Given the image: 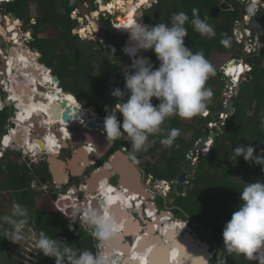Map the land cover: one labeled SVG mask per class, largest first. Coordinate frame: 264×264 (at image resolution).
<instances>
[{
    "label": "trees",
    "instance_id": "trees-1",
    "mask_svg": "<svg viewBox=\"0 0 264 264\" xmlns=\"http://www.w3.org/2000/svg\"><path fill=\"white\" fill-rule=\"evenodd\" d=\"M31 3H36L35 17L31 15ZM2 6L0 7L2 15L14 14L22 22L25 30L33 31L31 47L41 54L40 65L53 70L59 77L63 92L74 96L81 108L89 109L95 106L99 113H102L106 105L111 103L108 101V92L122 85L120 71L126 59L120 50L125 39L116 36L113 17L101 16L99 25L103 39L94 42L92 39L86 41L89 37L80 35V38L74 34V29L79 24L77 20L72 19V13L77 9L72 0H11ZM223 7L230 9L225 11L222 10ZM242 7L238 0H229V3H223L221 0H158L143 12V16L147 25H155L167 22L174 13L183 11L189 16V22L186 24L188 29L186 47L193 52L203 51L208 60L215 53L216 56L231 55L230 59L238 60L242 57V46L236 40L235 29L236 23L242 17ZM193 8L199 10L202 19L207 17V22L215 29V36L205 37L194 31L190 23ZM139 13L134 16L135 19L139 18ZM254 19L257 20L255 31L264 43V8L258 9ZM138 22H141V19ZM52 30L59 31L57 38L40 37ZM122 32L129 34L126 30ZM225 34L230 38V46L227 47L221 43ZM112 48L116 50L115 55L111 53ZM145 54L155 67H159L160 62L154 52L149 50ZM248 61L252 63V72L239 86L241 90L233 99L235 112L229 117L226 125L221 127L222 130H211L209 123L222 109L223 95L219 101L220 106L211 105L207 109L209 112L207 117L197 115L191 122H186L179 116H172L165 121L162 126L165 135L172 128L180 130V135L171 148H166L160 143L163 135H156L149 137L152 144L147 151L133 153L131 143L126 137L120 138L122 148L127 147L138 160H145L150 154L161 150L163 154L158 163L144 164L146 172L155 182H172L183 172L188 154L202 140L205 130L209 129L207 139L214 134L213 147L209 155L198 164L187 196L181 187H179L181 195H174V203L178 207L173 211L177 217H187L192 220V225L202 229L206 234V237H202L203 241L206 242L211 237L210 243L212 242L217 254L227 257V264H257L256 261H249L242 255L235 253L228 255L222 248L225 246L223 228L240 204L239 191L243 190L246 183H253L256 180L264 182V165L254 163L250 165L243 157L234 161L229 159L231 152L240 144L245 146L251 144L257 150L256 155L264 149V47L259 55L248 56ZM233 66L235 65L232 63L228 68L231 70ZM18 70L22 71L21 68ZM214 72L215 76H210L206 84L214 93L212 98L225 91L223 75L219 69ZM45 74L52 77L51 74ZM116 101L117 99L112 101L113 107ZM152 102L154 105L159 104L156 98H153ZM86 112L91 113L89 110ZM13 116L14 112L9 108L0 113V124L3 123L0 125L2 128L0 138L7 132V125ZM117 116L123 120L122 114L117 113ZM189 132H192V135L187 138ZM9 159L10 153H6L0 159V217L10 215L9 209L13 208L14 203H19L28 211V223L25 225L27 228L38 233L44 231L49 237L74 244L78 249L88 248L95 252L97 241L91 235L92 231L60 213L53 196L45 195L40 198V194L31 190L34 178L43 182L53 181L47 161L38 166L31 164L29 167L26 162L20 165ZM4 193L8 194L6 202L3 201ZM46 198L54 202L53 207L47 210L41 208L45 205ZM3 229L11 231L12 227L8 223H2L0 257L11 264H23L8 255L11 237H6ZM38 252L35 258L31 259L32 264H55L54 258L45 257ZM217 254L212 264H215Z\"/></svg>",
    "mask_w": 264,
    "mask_h": 264
},
{
    "label": "clouds",
    "instance_id": "clouds-1",
    "mask_svg": "<svg viewBox=\"0 0 264 264\" xmlns=\"http://www.w3.org/2000/svg\"><path fill=\"white\" fill-rule=\"evenodd\" d=\"M10 1H5L1 4ZM242 8V16H244L246 12H244L245 8ZM256 11V3L254 0H249L247 13L249 15H255ZM114 21L115 20H112V23ZM142 22H138L136 18L134 22L123 28L129 33L125 38L126 40L129 38V42L126 44L125 41L126 45L122 49L123 56L129 61V66L123 68L126 81L125 88L127 91H122L118 87L112 91L111 95L116 98L118 102L104 119V131L106 132L108 142L111 143L121 137H126L131 143L133 153L147 151L152 144V142L149 141V137L156 135H163L160 143L166 148H171L176 138L180 135V130L172 128L168 130L165 135V130L162 127L165 121L172 116H179L184 119H191L197 115L205 114H207L205 117L209 116L207 109L214 95L212 89L206 87L210 76L214 75L213 65L206 59L203 51L193 52L192 49H189L185 45V38L188 35L186 24L189 22V16L181 11L174 13L167 22L147 25L144 16ZM85 23L87 24L88 22L85 21ZM190 23L194 31L198 32L201 36L213 37L216 34L213 26L207 22V17L202 19L199 15V10L196 8L192 9ZM114 28L116 31L118 30L116 27ZM93 36L96 37L95 33ZM221 43L226 47L230 46V38H227L225 34V38L221 40ZM149 50L155 53L160 62L159 67H155L149 57L138 55L141 51ZM115 51V48L111 49V53L114 55ZM39 56L41 57L40 53ZM223 70V78L229 80L233 74L235 78H238L240 81L242 76L241 73L230 70L227 74L225 70L228 69L225 68ZM239 70L238 67L237 71ZM14 91L16 95H23L17 94L16 90ZM12 94L13 93H11V95ZM126 95L128 96L126 102L119 103ZM153 98L159 100V104L154 105L152 102ZM6 101L7 105L4 110L9 108L14 112V116L11 117L10 120L16 119V112L18 111L19 104L15 101L11 103V100ZM14 103L16 104L14 105ZM104 112H106V110ZM220 112L219 110V116ZM117 113L122 114V121L118 118ZM219 116L217 119H219ZM12 125L14 124H11V126ZM45 129H47V127ZM24 130L27 133V139H29V130ZM44 136H46V134ZM45 138L42 137V140H46ZM60 139H64L62 131ZM25 141L26 139L23 142V146ZM30 142L32 141L30 140ZM205 144L207 147V143ZM88 147L89 146H85V149L88 150ZM176 147H179V145H176ZM205 148L197 150V154L192 160L193 164L197 162L195 159L198 160L200 157L205 158L209 155L211 148L207 154L198 152ZM256 151V148L251 144L248 146L240 144L231 152L229 159L234 161L239 157H243L250 165L253 163L256 165H264V149L261 150L259 155L255 154ZM60 152L62 151L60 150ZM49 153L50 152L44 153V157H48L50 155ZM112 156H110V163L112 162ZM95 164H92V166ZM106 170L111 173L108 169ZM72 179L78 178H71L70 180ZM107 180L109 183L110 178H107ZM146 180L150 181L151 186L154 188L153 192L150 190L147 191L149 197L132 191L121 183L119 185H114L113 182H110L108 188H112L117 193L128 195L129 197H132V195L128 190L135 193V195L137 194V196L139 195L138 198L131 199L130 202L134 209H137V205L140 204L145 213L149 210V200L152 199V197L156 198L157 203L158 194L169 200L168 207L174 204V195L180 194L178 188L177 193L173 195L174 181H159L153 183L154 180L152 176L149 175ZM154 184H156V186H161L163 195L160 194L159 190H156ZM239 192L240 204L223 228L224 252L228 255H232L233 253L242 255L249 261H258V264H264V182L256 180V182L253 183H246L243 190ZM167 193H169V195H167ZM95 194H98L97 191H95ZM187 194L188 191L185 196H187ZM142 198H148L147 201L143 202V205L136 201ZM102 199L107 203V199L103 197L97 200L98 203ZM108 205L109 203H107V207ZM99 206L100 211L91 208L87 210L85 216L87 224L92 229H90L92 231L91 235L97 241L95 245L97 250L95 252L88 248L78 249L74 244H69L57 238H51L44 231H40L38 233V238L35 240V248L39 250L38 253H42L45 257L54 258L55 264H115V248L112 242L118 238L122 230V224L118 221L116 216L110 212V207L108 208L109 211H107V207H103L101 204ZM102 210L104 211L102 212ZM165 211L166 209L155 211V215L148 219L149 222H151L150 224H154L155 218L163 215H168L170 221L174 223L172 218L173 211L169 209L168 212ZM161 212L166 214H162ZM188 220L191 222L189 218ZM145 221L147 220H139L143 228H147V223H143ZM2 223L11 225V231L8 229H3V231L6 237L10 236L12 241L16 243L23 238L22 229L28 223L27 209L19 203H14L11 214L0 217V229H2ZM186 224V229L183 230L182 233L187 232L186 230H190L189 232L195 236V234L191 232L192 228L188 226L189 223L186 222ZM69 227L71 228V225ZM160 232L161 231H159V233ZM123 243L125 244L127 242L123 241L122 244ZM132 248H134L133 244ZM215 264H227V257H221L217 254Z\"/></svg>",
    "mask_w": 264,
    "mask_h": 264
},
{
    "label": "water",
    "instance_id": "water-1",
    "mask_svg": "<svg viewBox=\"0 0 264 264\" xmlns=\"http://www.w3.org/2000/svg\"><path fill=\"white\" fill-rule=\"evenodd\" d=\"M156 2H158V0H156ZM78 5L80 7L79 10L83 16L91 15L93 12L97 11L98 7H99V4L97 6V0H88V1L87 0H78ZM143 12H144V10H143ZM140 15H141V13H140ZM140 15L138 16L139 18H141ZM119 16H120L119 13L115 14V16H114L115 22L119 21V19H118ZM9 17L12 18L13 20H17V17L14 14L9 15ZM141 19L143 20V18H141ZM256 24H257V20L253 19L252 23H251V27L253 28ZM128 40H129V38L126 40V43H128ZM30 42H31V40H27V44H29ZM33 52L39 55L38 50L34 49ZM233 64L238 65L239 62L234 61ZM127 66H129V61L124 60L122 63V67H121L120 77L122 80V86L124 88V89H122V91H125V92L127 90L125 88L126 81H125V77H124L123 68H125ZM43 69H44V72H46V73L49 72L52 75L53 80L56 79L57 85H56V87H55V85H53V87H49V86L48 87H46V86L42 87L41 84L39 83V85L36 87H37V89H39V92H41L42 94H44L45 92H48V91H51L52 93H54V92H56V89H60L59 92L54 93V94H56L58 96V98L61 99V101L59 102V104L52 106V108H50V110L54 111V110L60 109V111H61L60 116H61L62 123L68 124L69 121L71 122L72 112H71V109L68 108L70 104L66 105V102L68 100H66V99L62 100L63 90L61 89V81H60L59 77L55 76L49 68L43 67ZM36 71L38 72V70H36ZM223 71H224L223 69L220 70L221 74H223ZM24 73H25V71H24ZM38 74H39L38 75L39 77H43V73H41L40 70H39ZM35 76L37 77V75H33L34 79H35ZM249 79H250V77H248V80ZM41 80H42V78H41ZM22 82L27 84L26 88L30 90V95H31V92H32L31 85L24 82V81H21L20 78H18V80H17V84L19 85L17 88V92H18L17 94L25 93V95L27 96V93L25 91V87H24ZM33 87H35V86L33 85ZM2 89L5 90L4 87H1V90ZM240 90L241 89L239 88L238 94H239ZM30 95L27 96V98H29ZM41 97H43V96H41ZM40 99H44V101H46V98H40ZM127 99H128V96L126 95L123 100H120L119 103L126 102ZM67 103H69V102H67ZM233 106H234V102L232 100L229 104V113H231V114H233L235 112V109ZM73 110L75 113V114L73 113L74 118L77 119L79 116L80 109L74 107V109H72V111ZM91 110L94 112V114L98 115V109L95 106L91 107ZM110 110H112V108L109 105L108 110H106V112L103 113V118H101L98 121H94L91 119L87 122L86 125H83V123H85L87 121V119H79V122H76L77 127L70 126L69 129L73 133V137L70 138L68 141L63 142V146H64L63 148L64 149L77 148L76 152L71 155L70 159H67L66 161L60 160L61 152H59L58 154H50L48 156L47 163L49 165L50 173H51L52 177L54 178V181L58 184V186L61 189H62V185L67 184L71 178L83 176L86 173L89 166H91L92 164H95L97 162L102 161L104 159V157L112 149H114L113 142L109 143L107 140V137L105 135V132H103L98 127V125L104 124V117H106V115L109 114ZM220 111H223V109H221ZM218 116H219V114H216L213 119L214 120L217 119ZM30 120H28V122H27L28 124H26V125H24L23 123H20V124L22 126H24L23 128L27 127L28 130L33 131V134H29V137H30L32 143L34 145H36L39 150H42V152L45 153L47 151V145L45 144L44 140H42V137H44V135L46 134L47 131L45 128L40 127L38 125V121L36 123V121L30 122ZM38 120H40V119H38ZM53 127L56 129V130L54 129L53 133L56 136H58L59 138H61L62 129H60V128H62V124H56V126H53ZM59 129L61 131H59ZM208 133H209V129H206L205 134L202 137L201 142H199L196 145L195 150L193 152H190L188 154V157H187V160H186V163L184 166L185 172L183 174H181L177 178V180H175L173 182L175 193H177L179 187L184 186V183H185L186 178H187V171L193 169L194 164H192V160H193L194 156L197 154V150L203 149L206 147L205 143L208 142V139H207ZM212 138L214 140V136H212ZM25 139H27V133L25 132L24 129H20L18 131V134L15 137V141L13 142L12 147L14 149L20 148L23 145V142ZM85 146L86 147L91 146L95 149V153L93 154L94 161H92V160L90 161L92 156H90L89 154H87L88 156L86 155L87 150L85 149ZM111 161H112L111 167H113V169H114V174L119 176L120 183L123 186L129 188L132 191L138 192L141 195L149 197V193L145 190L144 186L142 185L141 173L139 172V170L136 168L135 164L130 160V158L126 154L122 153L121 151H118L116 154H114L112 156ZM79 164H84V168H81ZM103 176L106 178H111V176L113 177V175L111 173H109L105 170L104 171H97L96 173L93 174V178L91 179L90 185L93 184L92 180L95 177L100 178ZM154 185H155L156 190H159L160 194H162L161 186H156V184H154ZM147 186L149 188H153L150 184V181H147ZM185 190H186V192L188 191L187 188ZM92 191H95V190H92ZM53 199H56V196H54ZM99 203L101 204V206L107 207V203L105 202V200L102 199L99 201ZM59 205L62 207L63 201H61L59 203ZM97 206H99V205H97ZM97 206L95 205V207L93 206L92 208L95 209ZM98 211H100V210H98ZM81 222H82V220L78 219L77 224H81ZM85 223H86L87 227L90 228L86 221H85ZM127 233H129V232H127ZM150 234H152V233H150ZM120 235H122V234H120ZM132 236L135 237L132 240L133 245H136L137 243H142V246H147L150 244H155V245L160 244L161 247H164L165 260L161 259L160 261H157V258H153L151 261V257H153V255L157 254V250H155V249L159 248V246H156L155 248H151V252L149 254L151 264H173V263L174 264H191L190 261H187L186 259L182 258V257H184L185 253H189V252H191V254L193 253L196 257L199 254V252H201L202 257L199 258L200 255H198V257H197L198 261H200V264H212V261L214 260V257L217 254V250H211L212 247L207 242L202 241L200 238H196L190 232H183V233L176 234L174 232V230H169L165 234H163V232H160L159 234H155L154 240H149V238L145 234L141 236L140 231H138V234L134 233V235H132ZM118 237L119 238H117V239H120L121 236H118ZM128 237H130V236H128ZM117 239L112 242L113 246H115V247L117 246L116 244H118V241H120ZM140 241H143V242H140ZM131 245H132L131 243L127 242V243L122 245V248L125 247L124 250H127L126 253L132 254V250L134 252L135 248H132ZM176 245L179 246L178 248L180 250L179 251L180 253L178 255H176L175 259L173 260L174 262L171 260L169 261L167 256H166V253L172 247L175 248ZM222 248L225 249V246H223ZM170 254H171V252H170ZM114 260L116 263L119 262L118 258H115ZM123 264H125V262H123Z\"/></svg>",
    "mask_w": 264,
    "mask_h": 264
},
{
    "label": "bare ground",
    "instance_id": "bare-ground-1",
    "mask_svg": "<svg viewBox=\"0 0 264 264\" xmlns=\"http://www.w3.org/2000/svg\"><path fill=\"white\" fill-rule=\"evenodd\" d=\"M98 1H99L98 4H99L100 7H98L99 11L93 12L94 13V17H97L99 15L100 11L101 12H110V13H115L116 12V13L120 14V16L118 17V19L120 21L121 18H123L124 14L126 12L125 11L126 9H129L128 11H129L130 16H131V15L135 14L138 10L143 8V6L145 4H147L148 3L147 1H149V0H137V1H134V0H111L107 4L104 3V0H98ZM151 1H153V0H151ZM0 2L2 3L3 0H0ZM118 7H120L121 9H118ZM140 13H139V15H140ZM118 22H117V24H118ZM6 24H7V28L10 30V32L12 34H15L13 36H15V38H18L17 27L20 25V22L19 21H12L11 19H8ZM90 25H91V27H95L92 20H91ZM80 30H81V28H80ZM80 35H82V34H80ZM21 46L23 47V45H21ZM22 47H19V48L22 49ZM12 50H13V58H16V56H17L16 49H12ZM22 56L25 59H27L30 64L34 65V61L31 58L30 53L29 54L26 53V54H24ZM19 60H20V58H19ZM19 63H21V62H19ZM34 68H37V69H34L32 71L37 76L39 75L38 74L39 70L40 71L42 70V72H44L43 67H41L40 65H38V67L35 66ZM233 68H234V66H233ZM233 68H232V70H234ZM9 70H11L10 63L8 65V70H6V71H9ZM36 70H38V72ZM28 72L30 73V68H29ZM18 73H19V70H18L17 74ZM47 73L50 74L49 72H47ZM29 75H31V74H29ZM4 76H7V74L5 72H4ZM24 78H26L28 80L27 82H29V80H31V76H28L26 68H25V76H24ZM38 78H39V76H38ZM17 79L15 80L16 83H17ZM20 80L22 81L21 78H20ZM43 80H44V77H42V84H43ZM53 81H54L53 84L56 87V85H57L56 79L53 80ZM49 82H50V80H47V84H49ZM59 91H60V89H57L56 93L59 92ZM53 94L54 93H52L51 91H48L47 94L44 95V97H42V98H46V101H44V99H41V101H39L37 99L36 100V104L34 102H32L30 104H29V102H25V101H28L30 99V97L27 98L28 95L26 97L19 96V95H16V94L12 96L11 103L13 101L17 102L19 104V108L22 111V114L19 115V119L17 120L18 131L20 129H23V127H24L20 123H23L24 125H26L27 120H29L31 118L32 119L30 120V122H35L36 121V123H37V121H38V125L40 127L45 128L44 125H43V121L45 119H49V116L53 112V111L50 110V108H52V106H55L56 103H57L55 99L50 98ZM62 94H63L62 100L66 99V100H68L67 102H69V103L66 102V104L74 105V104L78 103L74 96H72V95L69 96L68 94H65L64 92H62ZM48 99H49V101H48ZM78 106H79V103H78ZM87 110L88 109H86V108L85 109L81 108V112L79 111L80 114L83 116L82 118L92 117V115H90L89 113L84 112V111H87ZM45 115L47 117L44 119ZM38 119H40V120H38ZM56 124H60V122L58 120H55V119L50 121V125L51 126H56ZM74 125H75V123H74ZM69 128L67 126V127H63V129H62L63 137L66 140H61L55 134L46 133V136H44V138L46 137L45 138L46 140H44L45 144L47 145V151L46 152H50L49 154H58L60 152V150L64 149L63 148L64 146L63 145L61 146L60 142L63 143V142L68 141V139L73 137V133L70 131ZM24 129L27 130V128H24ZM18 131L16 132V135L18 134ZM59 131H61V130H59ZM52 132H53V130H52ZM25 142H26V145L28 144V146H29L27 148V150L29 152H31L33 154H38V151L36 150L37 146L34 145L32 142H30V139H26ZM26 145H24V146L22 145L21 147H25ZM88 148H89L90 152H92V151L94 152V150H91V146H89ZM87 153H86V155H87ZM89 155H90V153H89ZM79 165L82 168L81 164H79ZM103 177H100V178L99 177H95L92 180L93 184L89 185L88 193H90L91 190L97 191L98 195L95 197L96 199L92 198V200H94V199L95 200H99L101 197H103L104 199H107V203H109V205L106 208V210L109 211L108 208L110 207V212L112 214H114L116 216V218L118 219V221L122 224V230L120 232V234H122V235L119 234V236H121V237H120V239H117V240H120V241H118V244H116L117 245L116 247L114 246V248H115L114 259L116 257L119 259V262H117V263L115 262V264H123V262H125V264H137V262H138V264H151V261H152L153 258H157V261H160L161 259L165 260V250H164V247H161L160 244H156V245L155 244H150V245H147V246H142V243H137L136 245H134V248H135L134 252L132 250V254H129V253H126L127 250H124L125 247L122 248V245L124 244V243L122 244V242L123 241H127V237L128 236H132V235H134V233L138 234V231H140V235L141 236L145 234L149 238V240H154L155 239L154 235L157 234L156 233V231H157L156 224H159L160 222H165L166 221L165 224H164L166 226L165 227L163 226L164 229L162 230V232H165V231L168 232L169 230H174V232L176 234H179V232H182L183 230L186 229V227L185 228L183 227L184 224L182 225V224L177 223V222H176L177 224L173 223V222L170 223V219H169L170 217L168 215H163L161 217L155 218L156 223L153 224V225L150 224L151 222H149L148 219L152 218L155 215L154 208L151 205H149L148 206L149 210L146 213L147 217H145L144 209H142L140 204H138V207L135 210L134 207L132 206V203L130 202L131 199H136V198H138L139 195L138 196H137V194L135 195V193H133L132 191H130V190L124 188V187H123L124 189L128 190L131 193L132 197H129L128 195H122L121 193L119 194L114 189L108 188V185H109L108 180H107V178H105L103 180L102 179ZM98 189H99V191H98ZM88 195H90V194H88ZM147 199L142 198V200H144V201H147ZM136 201L142 203L141 199H139V200L137 199ZM94 202L95 201H92L93 204H95ZM143 204H141V205H143ZM80 209H83V208L79 207L78 210H80ZM95 210H100L99 206H97L95 208ZM131 210H133V211H131ZM103 211L104 210H102V212ZM135 213L139 214L138 215L140 217L139 219L135 215H133ZM161 218H162V220H161ZM84 219H85V217H84ZM143 219L147 220V221L143 222V223H147V229L143 228L141 226V224L139 223V220L143 221ZM186 231L189 232L190 230H186ZM127 232H129V233H127ZM150 233H152V234H150ZM140 242H143V241H140ZM156 246H159V248L155 249V250H157V254L153 255V257H151V261H150L149 254L151 252V248H155ZM131 247H132V245H131ZM178 247L179 246L176 245L175 248L172 247L166 253V256H167L169 261L170 260L173 261L175 259L176 255H178L180 253L179 252L180 250H179ZM170 252H171V254H170ZM198 255H200L199 258L202 257L201 252H199ZM198 255H197V257H198ZM197 257L193 253L191 254V252H189V253H185L184 257H182V258L186 259L187 261H190L191 264H200V261H198Z\"/></svg>",
    "mask_w": 264,
    "mask_h": 264
},
{
    "label": "rangeland",
    "instance_id": "rangeland-1",
    "mask_svg": "<svg viewBox=\"0 0 264 264\" xmlns=\"http://www.w3.org/2000/svg\"><path fill=\"white\" fill-rule=\"evenodd\" d=\"M111 1V0H110ZM110 1H107V2H110ZM134 1H137V0H134ZM151 0H149V1H147L148 3L150 2ZM221 1H223V3H229V0H221ZM257 1H259V0H257ZM261 1V0H260ZM98 0H97V4H98ZM146 2V3H147ZM248 2H249V0H247L245 3H242V5H243V7L245 8V11L244 12H246L247 13V6H248ZM153 3H157L156 2V0H153V1H151L150 2V4H148V5H146L145 7H143V8H141L140 10H138L135 14H133V15H131L130 16V13H129V9H126L125 11V14H124V16H123V18H121V20L118 22V24H117V22H113V27H116L118 30L116 31V36L119 38H123V39H125L126 37H127V33H124V32H122V31H124V27H126L128 24H130V22L132 23V22H134L135 21V15L138 13V12H141V15H143V10L145 11V10H147V9H149V8H151L152 7V5H153ZM88 5V4H87ZM256 5H257V3H256ZM259 5H260V3L258 4V7H259ZM98 6V5H97ZM1 8L3 7V6H0ZM100 7V6H99ZM35 8H36V3H31V15H32V17H35L36 16V12H35ZM224 9H222V10H225V11H227L228 9H230V7H223ZM118 9H121L120 7H118ZM1 11V10H0ZM97 11H99V9L97 10ZM79 12H80V10H79ZM96 12V11H95ZM80 14H81V12H80ZM115 14H116V12L115 13H110V12H101L100 11V13H99V15L97 16V17H94V13L92 14V16L91 15H89V17L90 18H83L84 19V22L82 21V20H79L78 18H75V19H77V22H78V26H77V29H74V31L75 30H77V32H79L80 31V34H82L83 36H85V37H89L86 41H89V39H92L91 41H99V40H101V39H103L102 38V36H101V31H102V29H101V26L99 25L100 24V18H101V16H104V17H106V16H112L113 17V20H114V16H115ZM82 15V14H81ZM246 15V14H245ZM83 16V15H82ZM139 16V15H138ZM254 15H249L248 13H247V18H245L246 19V21H249L250 20V18H251V20H252V17H253ZM7 18L4 20V16L0 19V21H3V22H7L8 21V19H11L12 21H19L18 19L17 20H13L12 18H10L9 16H6ZM141 18H143V16H140ZM245 17V16H244ZM140 19V18H139ZM139 19H137V21L139 20ZM91 20L93 21V23H94V26L95 27H91V25H90V23H91ZM85 21H87L88 23L86 24L85 23ZM81 22H83L82 24H81ZM142 22V21H141ZM251 22V21H250ZM23 24L22 23H20V25H19V27H18V33L20 34V37L21 38H23L24 36H23V32H26V31H24V28H23V26H22ZM86 26V27H85ZM80 27H81V30H80ZM250 28H252V27H250ZM20 30V31H19ZM252 34L251 35H248L249 37H247L248 38V41H245L244 42V44L242 45V49H244L249 43H251L250 41H251V39L253 40V42L254 41H258L259 43H262L263 42V40L260 38L261 36L255 31V27H253L252 28ZM76 33V32H75ZM94 33H95V35H96V37L95 36H93L94 35ZM26 34V33H25ZM129 35V34H128ZM59 36V31L58 30H52V31H50V32H47V33H45V34H42V35H40V37L41 38H48V39H55V38H57ZM79 36V35H78ZM80 37V36H79ZM100 38V39H99ZM241 38V37H240ZM104 41V40H103ZM125 41H126V39H125ZM129 41V40H128ZM104 43V42H103ZM127 44V43H126ZM125 43H124V45L122 46V48L120 49L121 50V53L123 52L122 51V49H123V47L126 45ZM103 45V44H102ZM97 47L98 48H100L98 45H97ZM263 47H264V45H263ZM8 47H7V45L4 47V49H7ZM145 52L146 51H141L138 55H142V56H145V57H147L146 56V54H145ZM122 55H123V53H122ZM217 54L215 53L214 54V56H212V58L209 60V62L214 66V70H217V69H219V70H221L220 69V66L224 63V62H226L227 60H228V58L231 56V55H223V56H216ZM126 60V59H125ZM231 71H234V70H232L231 69ZM18 76L17 77H19L20 78V75L19 74H17ZM212 76H215V72H214V75H212ZM28 84H30L31 85V90L32 91H35L36 92V95L37 96H39L40 95V93L41 92H39V89H37V87H33V85L32 84H34L33 82H30V83H28ZM34 86H38L36 83H35V85ZM121 88V87H120ZM122 89H124V88H122ZM121 89V90H122ZM25 91H26V89H25ZM113 91V90H112ZM112 91H110V92H108V94H107V96H108V101L109 102H111V103H109V105H112L113 106V103H112V101L113 100H115L116 98H114L112 95H111V93H112ZM28 92L30 93V90L28 89ZM223 92H224V90H223ZM223 92H222V94L221 93H219V95L218 96H216L215 98H212L211 99V103L208 105V109L210 108V106L211 105H214V106H220V103H219V101H220V99H222L223 97H222V95H223ZM29 95V94H28ZM222 97V98H221ZM74 107H76V108H79V106L78 105H74ZM106 108H108V106H106L105 108H104V111L105 110H107ZM73 108L71 107V110H72ZM89 109H91V108H89ZM217 110H219V107L217 108ZM207 114H205V115H203V116H206ZM102 116L100 115V116H98V118H101ZM90 118V117H89ZM88 118V119H89ZM184 119V118H183ZM186 122H191V120H192V118L191 119H184ZM3 123L1 122V124L0 125H2ZM11 124L12 123H9L8 125H7V129L11 126ZM74 126V125H73ZM51 127H53V126H51ZM220 129V128H219ZM60 130V129H59ZM223 133H226V131H223ZM2 134V128H1V126H0V135ZM227 134V133H226ZM192 135V132H189L186 136H187V138L189 137V136H191ZM16 137V136H15ZM7 142H5V145H8V144H12L13 145V142L15 141H12L10 138L9 139H7L6 140ZM1 145V144H0ZM117 147L118 148H121L122 149V143L120 142V141H118V143H117ZM13 148V147H12ZM21 148V147H20ZM20 148H17V149H10V150H7L6 152H4V155L7 153H10V159L9 160H11V161H13V162H18V164H20V165H23V161H22V157H23V150L22 149H20ZM77 150V148H70L69 150H68V153H66V154H63V153H61L60 154V160H62V161H66L67 159H70V155H72L73 153H74V151H76ZM25 151V150H24ZM130 153V152H129ZM162 154H163V152H161V150H158L157 152H155L154 154H150L145 160H144V162H148V163H150V164H155L156 162L158 163V161H159V159L161 158V156H162ZM130 155H131V158H133V160H134V157H133V154L132 153H130ZM135 161V160H134ZM26 163H28V164H30L29 163V161H25ZM199 163V162H198ZM197 163V164H198ZM31 164H33V161H32V163ZM30 164V165H31ZM197 164H196V166H197ZM38 166V165H37ZM93 168H95V167H93ZM92 168V169H93ZM193 173H194V171H193ZM82 178V180H85V176H83V177H81ZM90 180V178L88 179V181ZM119 180H118V178H117V176H115L114 177V180H113V184L115 185V184H117V182H118ZM70 182V181H69ZM68 182V183H69ZM67 183V184H68ZM67 184H65V185H67ZM64 185V184H63ZM63 185H62V187H63ZM64 185V186H65ZM89 187V186H88ZM205 188V187H204ZM75 189V188H74ZM75 193H77V190L75 189V190H73ZM87 193H88V190H87ZM90 194H91V192H90ZM167 195H169V193H167ZM185 195H186V193H185ZM40 198L42 197V196H45V194H43V193H41L40 195ZM158 197H157V204H158V207H159V209H166L167 207H168V205H169V200H167L166 198H163L161 195H157ZM92 198H95V197H92ZM39 199V198H38ZM96 199V198H95ZM94 199V200H95ZM8 200V194H3V201H7ZM64 201H63V205H62V208H66V206L68 207V208H70V215L71 216H73L74 218H76L79 214H77L79 211L80 212H83V211H85V205H83V204H81V203H78V205L81 207V208H83V209H80V210H78V208L79 207H75V209H77V210H75V209H71V208H74L73 207V201H72V198H70L69 196L68 197H66V198H64L63 199ZM53 203L54 202H52L51 200H47V198H46V200H45V202H44V204L45 205H43V206H41V208H43V209H50V208H52L53 207ZM142 204V203H141ZM92 205L95 207V204H93L92 203ZM38 209H39V207H38ZM10 210V211H9ZM8 211L9 212H12V209L10 208ZM79 212V213H80ZM147 213V212H146ZM146 213H144L145 214V217H147V214ZM133 215H135L138 219L140 218L138 215L139 214H133ZM76 216V217H75ZM85 217V216H84ZM150 219V218H149ZM149 221V220H148ZM178 221H180V224H184L183 225V227H185V225H187L186 223H184V222H186V221H184L183 219H181V220H178ZM153 222V221H152ZM183 222V223H182ZM78 223V222H77ZM153 223H155V222H153ZM161 223V222H160ZM170 223H172L171 221H170ZM153 225V224H152ZM84 226V225H83ZM166 226V225H164V224H162L161 223V225H159V227L157 228V231H156V233L158 234L159 233V231H162V228H164V227ZM189 227H191L190 225H188ZM157 227V226H156ZM192 228V227H191ZM192 232H194V233H197L198 234V236L200 237V238H202V237H206V234H205V232L202 230V229H199V228H197V226L196 227H194L193 229H192ZM179 233H182V232H179ZM22 236H23V238L22 239H20V240H18L16 243L15 242H13L12 241V238H11V243H10V246H9V248H8V250H7V253H8V255L9 256H11L13 259H16V260H18L19 262H22L23 264H32V261H31V259L32 258H35V254L39 251L38 249H36L35 248V240L38 238V232L36 231H34V229H29V228H27V226H24L23 227V229H22ZM209 241H211V237H209V239H208ZM211 244H212V242H211ZM223 247V246H222ZM256 263L258 264V261H256ZM0 264H11L10 262H8V261H6L5 259H3L2 257H0Z\"/></svg>",
    "mask_w": 264,
    "mask_h": 264
},
{
    "label": "flooded vegetation",
    "instance_id": "flooded-vegetation-1",
    "mask_svg": "<svg viewBox=\"0 0 264 264\" xmlns=\"http://www.w3.org/2000/svg\"><path fill=\"white\" fill-rule=\"evenodd\" d=\"M88 1V0H87ZM107 1H110V0H105V3H108ZM72 3L73 4H75L76 6H77V9H79L80 7H79V5H78V0H72ZM98 5V4H97ZM146 5V4H145ZM145 5L143 6V7H145ZM0 6H2V5H0ZM1 16H5V15H2L1 13H0V17ZM9 16V15H8ZM23 26V25H22ZM18 30V29H17ZM20 31V30H19ZM24 31H26V32H23L22 34H23V36H25V35H29V38L27 37V39L26 40H32V34H33V31L31 32V31H27V30H25L24 29ZM26 33V34H25ZM19 34V33H18ZM13 35H15V34H12L11 32H10V30L7 28V24H6V22H1L0 21V78L2 79V80H5V82H7V83H10V79L12 78V80L15 82V80L17 79V78H19V77H16V76H18L17 74L16 75H12V76H10L9 74V72L8 71H6V70H8V65H9V62H10V60L13 58V50L12 49H16V54H17V52H20V53H24V54H26V53H30V55H31V53H34L33 52V48L31 47V42L29 43V44H27V41H25L26 43H25V45L24 44H20L19 46H17V45H15L14 43H12V41L14 40V36ZM21 37H20V34H19V39H20ZM25 38V37H24ZM24 38H21L22 39V41H24ZM7 45V49H4V47ZM21 45H24L23 47H22V49H20L19 47H21ZM27 48V49H26ZM26 52V53H25ZM20 58V60L19 61H17V63L21 66V67H19V65H17L16 63H14V61H11L10 62V67H11V70H13V68H15V67H17V70L18 69H22V71L21 70H19V75H20V78L22 79V81H24V82H26V83H30V81L29 82H27L28 80L26 79V78H24V76H25V73H21V72H23V69H24V71H25V68L27 69V74H28V76H31V82H33L34 83V80H35V83L37 84V85H39V83L41 84V86L43 87V86H46V87H53V79H52V77H48L46 74H45V72H42V70L40 71L41 73H44L43 74V77H44V80H43V84H42V80H41V78L39 77L38 78V76L36 77L35 76V79H34V77L32 76V75H35L34 74V72L32 71V70H34V69H37V68H34L35 67V65H32V64H30L29 62H28V60L27 59H25L23 56H20L19 57ZM31 58L33 59V56L31 55ZM15 60H16V58H15ZM6 61V62H5ZM39 61H40V59L39 60H37V62L35 63L36 64V66L38 67V65H40V63H39ZM8 62V63H7ZM19 62H21V63H19ZM23 66H25V67H23ZM121 67H122V65H121ZM29 68H30V73L28 72V70H29ZM51 70V69H50ZM52 72H53V74H54V71L53 70H51ZM4 72L7 74V76H4ZM18 72V71H17ZM121 72V71H120ZM9 73V74H8ZM29 74H31V75H29ZM55 75V74H54ZM56 76V75H55ZM16 77V78H15ZM18 80V79H17ZM47 80H50V83L47 85ZM23 83V82H22ZM35 83L33 84V85H35ZM23 85H24V87H25V89H26V93H27V95H28V89L26 88L27 87V84H25V83H23ZM0 86H2V84L0 83ZM36 87V86H35ZM121 87V88H120ZM119 88L120 89H122L123 88V86L121 85ZM1 88V87H0ZM16 91H17V89H16ZM56 91H57V89H56ZM54 93H56V92H54ZM23 95V97H26V95H25V93H22ZM42 93H40V95H39V97H37V95H36V92L35 91H32L31 92V95H30V93H29V95H30V99L28 100V101H25V102H29V104L30 103H32V102H34L35 104H36V100L38 99L39 101H41V99L40 98H42L41 96H43L44 97V95H46L47 94V92H45L44 94H42ZM14 94H12V96H13ZM28 95V96H29ZM70 96V95H69ZM50 98H53V99H55L56 100V104H59V102L61 101L55 94H53ZM26 99V98H25ZM48 101H49V99H48ZM38 102V101H37ZM118 101H116V103H117ZM120 102V101H119ZM42 104V103H41ZM66 105H68V104H66ZM74 105H78V103H76V104H74ZM74 105H69V109H71V107L74 109ZM106 106H109V104L108 105H106ZM111 106V108L113 109V106L112 105H110ZM79 109H80V112H81V107H79ZM91 113H90V115H92V117H87V118H82L83 116L80 114V112H79V116H78V118L77 119H75L74 118V110L72 111L71 110V112H72V119H71V122L69 121L68 122V124H64V123H62V121H61V116H60V114H61V111H60V109H58V110H54L53 112H52V114L49 116V119H45L47 116L45 115L44 116V121H43V125H44V127L46 128V127H50V130H51V132L50 133H53L52 132V130L54 131V127H51V125H50V121L51 120H53V119H55V120H58L59 122H60V124H62V126L63 127H67L68 126V128L70 127V126H73L74 125V123H75V127H77V124H76V122H79V119H87V121L85 122V123H83V125H86L87 124V122L89 121V120H94V121H98V120H100L101 118H103V113H104V111L102 112V113H99V111H98V115H96V114H94V112L91 110V109H88ZM111 111V110H110ZM84 112H86V111H84ZM74 113V114H73ZM88 113V112H87ZM102 116L101 118H98V116ZM94 117V118H93ZM89 118V119H88ZM104 119H105V117H104ZM10 121V120H9ZM13 120H11V122H12ZM10 122V123H11ZM73 122V123H72ZM26 124H28L27 122H26ZM63 127L62 128H60V129H63ZM98 127H99V129H102V131H104V124H101V125H98ZM27 128V127H26ZM8 130V129H7ZM27 130H28V128H27ZM48 128L46 129V131H47V133H48V131H50ZM105 132V131H104ZM29 133L30 134H33V131H31V130H29ZM35 133V132H34ZM38 135V134H37ZM105 135H106V132H105ZM28 137H29V135H28ZM29 139H30V137H29ZM31 140V139H30ZM63 140H66V139H63ZM69 140V139H68ZM118 141H120L121 142V140L120 139H118V140H116V141H114L113 142V144H114V149H112L106 156H105V158H104V160L102 161V162H97L95 165H91V166H89L88 167V169H87V171H86V173L84 174L85 175V180H82V178L81 177H83V176H78V177H76V178H78L79 180H77V179H72V180H70V182H69V184H67L66 186H63L62 187V190H61V193L63 194V195H66L70 190L71 191H73V190H77V193H75L74 191V195H75V197L77 198V199H79V203H81V204H85V208H86V210H89V209H91L92 207H93V205H92V201H95L94 203L96 204V205H100L99 203H98V201L97 200H92V197H94V196H96V194H95V191H92L91 190V194L90 195H88L87 194V190H88V188H87V190H86V192H84L83 191V189H82V185H85V186H89L90 185V181H91V179L93 178V174L94 173H96V171H104V169L106 170L107 168H108V170L111 172V174L112 175H114L115 176V174H114V169H113V167H111V163H110V156H112V155H114V154H116L118 151H121L122 153H124V154H126L129 158H130V160L135 164V166H136V168L139 170V172L141 173V176H142V182H143V186H144V188L146 189V191H148V190H150L151 192H153V190H154V188H149L148 186H147V178H148V174H147V172H146V168H145V166H144V164L145 163H147V162H144V159L143 160H138L135 156H133L134 157V160H133V158H131V155H130V151H129V149L127 148V147H124V148H122V149H120V148H118L117 147V143H118ZM28 145V144H27ZM60 145L62 146L63 145V143L62 142H60ZM70 149V148H69ZM69 149H62L61 151V153H63V154H66V153H68V150ZM195 150V147H194V149L192 150V151H190V152H193ZM29 152V151H28ZM88 152V151H87ZM199 153H203V150H199L198 151ZM87 154H89V153H87ZM71 156V155H70ZM47 158L48 157H44V158H42L41 160H40V164L43 162V161H47ZM203 159V157H200L198 160H197V162L196 163H194V167H193V169L192 170H188L187 171V178H186V181H185V183H184V186L182 187V191L184 192V193H186V188H188L189 186H190V182L192 181V179H194V177H195V174H196V168H197V166H198V164L200 163V161ZM94 161V157L92 156L91 157V159H90V161ZM199 162V163H198ZM186 163V162H185ZM198 163V164H197ZM85 164V163H84ZM84 164H81V166H82V168H84ZM193 164V163H192ZM196 164H197V166H196ZM49 166V165H48ZM185 166V165H184ZM93 167H95V168H93ZM93 168V169H92ZM107 171V170H106ZM193 171L195 172V174L193 173ZM185 172V170H184V168H183V172L181 173V174H183ZM87 177V178H86ZM90 178V180L88 181V179ZM106 177H103L102 179H105ZM111 178H112V176H111ZM110 178V179H111ZM153 178V177H152ZM54 179V178H53ZM177 180V179H176ZM110 181H112L113 182V180L111 179ZM175 181V180H174ZM153 183H155V181H153ZM120 184V180L117 182V185H119ZM75 188V189H74ZM192 188V187H191ZM189 189V188H188ZM175 194V192H173V195ZM181 194V193H180ZM179 194V195H180ZM143 201L144 200H142L141 199V202H142V204H143ZM175 201V200H174ZM138 206V205H137ZM177 207H178V205H176L175 203L174 204H172V205H170L169 207H167L166 209H169V210H175V209H177ZM136 210V209H135ZM84 212V211H83ZM172 218H173V220H174V223H180V221H178V220H181V219H183L184 221H186L187 223H189L188 225H190L191 227H192V229L195 227V225H192L193 223H192V220H191V222L188 220V218L186 217V218H182V217H177L176 215H175V212L173 211V215H172ZM170 219V218H169ZM166 222V221H165ZM165 222H161L162 224H165ZM186 222H184V223H186ZM155 223H156V221H155ZM154 223V224H155ZM161 223H159V224H156V226H157V228L159 227V225H161ZM176 223V224H177ZM183 223V222H182ZM86 229L88 230V231H91L90 230V228H88L87 227V225H86ZM145 229H147V228H145ZM164 228H162V230H163ZM162 232V231H161ZM191 232H192V230H191ZM166 233V231L165 232H163V234H165ZM194 233V232H193ZM195 234V236H196V238H200L199 236H198V234L197 233H194ZM135 237H133V236H130V237H127V242H129V243H131V244H133L132 243V240L134 239ZM202 241H203V239L202 238H200ZM211 247H212V249L211 250H216L215 248H214V246H213V244H211L210 243V241L209 240H207L206 241Z\"/></svg>",
    "mask_w": 264,
    "mask_h": 264
},
{
    "label": "built area",
    "instance_id": "built-area-1",
    "mask_svg": "<svg viewBox=\"0 0 264 264\" xmlns=\"http://www.w3.org/2000/svg\"><path fill=\"white\" fill-rule=\"evenodd\" d=\"M5 1H10V0H3V2H5ZM238 1H240L241 3H245L247 0H238ZM254 2L257 3V5H256L257 11L255 13V15H256L259 8H264V0H261V1L260 0L259 1L254 0ZM259 3H260V5L258 7ZM0 5H2L1 2H0ZM255 15L252 17V20L254 19ZM244 16H242L241 19L236 23L237 27L235 29L236 40H237L238 44L241 45V46L244 44L245 41H248V38H247V37H249L248 35H251L252 32H253L252 29L250 28L251 27V23H252L251 18H250L249 21H246L245 18H247V13ZM2 17L3 16H1L0 19ZM6 18L7 17L4 16V20ZM75 18H78L79 20H82L84 22V19L85 18H89V17L88 16L83 17V16L80 15L79 10H75L72 13V19L77 20ZM19 22L22 23L21 21H19ZM83 22H81V24ZM18 27H17V29H18ZM75 29H77V28H75ZM74 34L80 36V31L77 32V30H75ZM24 37H23L24 41H22L21 38L19 39V35H18V38H15V36H14V40L12 41V43H14L17 46H19L20 44H24L25 45V43H26L25 41H27L26 39H27V37L29 38V35H25ZM80 38H81V36H80ZM250 42L251 43H249L244 49L241 48L242 57L240 59H238V60L230 59V57H229L228 60L226 62H224L220 66V69H225L228 66H230L234 61H238L239 65L238 66H234L233 69H234L235 72L241 73L242 76H241L240 81L238 80V78H235V76L233 74L231 75L229 80L224 78V80H225V91H224L223 100H222V103H223L222 109H223V111L220 112L219 119H215V120L213 119V121L209 123V128L211 130L217 129L218 131H220V130H222L221 127L226 125L227 120L232 115L231 113H229V104L234 99V97L237 96V93H238L237 90H238L239 86L242 84V82H244V80H246V77L248 76L249 73L252 72V69H253V66H252L251 62L248 61V56L259 55L261 53L262 49H263V45H264L263 42L262 43H259L258 41L257 42L254 41L253 42L252 39H251ZM22 55H24V53H17L16 60H15V58H12L10 60V62L14 61V63L19 65L17 63V61L19 60V57L22 56ZM31 55L33 56L34 65L36 66L35 63L37 62V60L41 59V57L38 54H36V53H31ZM19 67H21V66L19 65ZM23 67H25V66H23ZM238 67L240 69L239 71H237ZM8 72L10 73L9 74L10 76L16 75L17 74V67L13 68V70H9ZM225 72H227V74H228V72H230V69L225 70ZM21 73H24V71L21 72ZM0 83L2 84V86H0V87H4L5 88V90L2 89V92L0 93V112H2L4 110V108L6 107V105H7V101L6 100H11L12 99L11 93L15 94L14 90H15V88L18 87V84L16 82H14L12 79H10V83H7V82H5V80H2L1 78H0ZM34 83H35V81H34ZM16 103H14V105ZM20 114H22V111H21L20 108H18V111L16 112V119L15 118L11 119V120H13L12 122H11V120L9 121V122H11L14 125L10 126L8 128L7 132L2 135V138H1V141H0V144H1L0 145V159H2L4 157V152H6L7 150H10V149H13L11 143L8 144V145H5V142H7L6 140L9 139V138L12 141L15 140L16 132L18 131V123L16 122V120L19 119V115ZM47 128L50 130V127H47ZM50 132H51V130L49 131V133ZM212 136H214V134ZM212 144H213V138H210L208 140V142H207V147L203 150V154L209 153V150H210ZM24 145H26V142L24 143ZM28 147L29 146L26 145L25 147H21L20 148L22 150L23 149L25 150V151L23 150L24 154H23V157H22V161L23 162L29 161L30 164L33 161V164H35V165L40 164V160L44 157V153L41 152L36 147V150L38 151L39 154H33L31 152H28V150H27ZM91 150H94V152L93 151L90 152L89 148H88V152L90 153V155H93L95 153V149L93 147H91ZM195 161H197V160L195 159ZM30 164H28L29 167H30ZM87 188H88V186H84V185L82 187L84 192H86ZM31 190L35 191L38 194L43 193V194H45L47 196H53V197L56 196V199H53V200H55V205H56L57 210L60 213H62L65 217L71 218L72 220H74L76 223L78 222V219H81L82 220L81 225H84V227H86L85 226L86 219H84V216H86V213H87L86 209H85L84 212H82L80 214L78 212L77 214H79V215L77 217L75 216L76 218H74L73 216L70 215V208H68L67 206H66V208H62L59 205V203L61 201H64L63 200L64 198L69 196L70 198H72V201H73L72 203H73V207L74 208H72V209H75V207H80L78 205L79 199H77L75 197L73 191L70 190L66 195H63L61 193L62 189L58 186V184L54 180L52 182H43V181H40L38 178H34L33 179L32 183H31ZM96 196H94V197H96ZM149 204L155 209V211H159V208H158L157 203H156V198L152 197V199L149 200ZM75 210H77V209H75ZM165 212H168V209H166ZM161 213L162 214H166L164 212H161Z\"/></svg>",
    "mask_w": 264,
    "mask_h": 264
},
{
    "label": "crops",
    "instance_id": "crops-1",
    "mask_svg": "<svg viewBox=\"0 0 264 264\" xmlns=\"http://www.w3.org/2000/svg\"><path fill=\"white\" fill-rule=\"evenodd\" d=\"M17 53H19V52H17ZM74 153H75V151H74ZM89 159H90V158H89ZM115 176H117V175H115ZM115 176H113L111 179L114 180V177H115ZM117 178H118V180H119V176H117ZM111 179H110V180H111ZM110 182L112 183V181H110ZM110 182H109V183H110ZM88 194H90V193H88Z\"/></svg>",
    "mask_w": 264,
    "mask_h": 264
}]
</instances>
